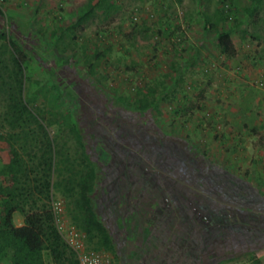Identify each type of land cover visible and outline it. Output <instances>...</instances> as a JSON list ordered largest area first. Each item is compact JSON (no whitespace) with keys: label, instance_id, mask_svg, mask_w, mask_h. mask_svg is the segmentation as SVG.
<instances>
[{"label":"rangeland","instance_id":"obj_1","mask_svg":"<svg viewBox=\"0 0 264 264\" xmlns=\"http://www.w3.org/2000/svg\"><path fill=\"white\" fill-rule=\"evenodd\" d=\"M107 2L118 10L104 17L97 0H0V29L6 24L15 36L11 49L29 76L26 97L36 91L33 104L43 110L46 121H56L47 131L71 164L82 163V157L62 119H70L75 111L87 132L105 124L125 132L139 125L143 141L151 145L148 160L131 152L118 159L117 154L107 156L105 138L88 140L91 160L109 163L111 169L109 181L98 187L106 193L97 200L105 224L114 231L117 255L108 253L111 264H193L194 247L185 236L189 226L197 224L194 202L201 198L196 189L185 186H179L185 198L181 205L172 195L163 196L161 186L167 183L155 176L147 161L154 166L153 159L162 156L195 188L196 157L202 158L211 164L214 181L245 182L251 188L242 195L264 209V0ZM222 4L232 11L218 23L219 30L230 31L236 51L232 58L218 54L214 33L203 23V16L217 20L214 12ZM91 7L92 16L75 25L77 14ZM134 11L136 21L130 19ZM141 26L148 32L143 34ZM179 30L182 37L173 42L171 35ZM103 51L97 61L95 53ZM175 75L180 81L147 119L124 110L137 89L156 84L159 91L158 83L169 85ZM57 79L60 96L53 105L50 96ZM3 103L0 97V116ZM93 116L104 118L92 123ZM114 133L118 138L125 134L116 129ZM9 160L8 146L0 140V169ZM6 184L0 175V191ZM51 194L52 201L60 203L63 221L71 225L69 199L60 191ZM1 204L0 197V209ZM13 223L22 224L18 213ZM256 256L264 264V250ZM44 261L50 264L47 256Z\"/></svg>","mask_w":264,"mask_h":264},{"label":"trees","instance_id":"obj_2","mask_svg":"<svg viewBox=\"0 0 264 264\" xmlns=\"http://www.w3.org/2000/svg\"><path fill=\"white\" fill-rule=\"evenodd\" d=\"M97 6L102 8L104 17L111 11L118 10L113 2L109 3L107 0H97ZM93 12L91 7L84 13L77 14L75 25L85 23ZM231 12L227 4H222L221 10L216 9L214 12L217 20L203 16L204 27L214 33L218 54L226 58L234 57L236 51L230 39V31L219 30L218 23L225 22ZM0 18H3L1 7ZM21 25L27 26V22ZM185 26L189 27L187 22ZM140 28L143 34L149 30L143 26ZM102 33L100 31L97 34ZM14 37L8 33L6 24L3 25L0 29V97L4 103L0 116V140L8 146L10 160L0 169V175L7 182L0 191V264H45V256L49 258L50 264H77L73 252L56 229L51 208L52 190L60 191L69 199L71 224L84 235L86 247L116 256L114 231L105 224L103 209H99L97 203L99 196L107 190L100 189V192L98 187H101V181H109L107 173L111 169L107 165L109 163L102 165L96 159L91 160L87 149L88 140L92 139L94 142L105 138L110 146L104 148L107 156L117 154L118 159H123V156H128L131 152L139 160H148L146 155L149 154L151 145L143 141V134L138 131L139 125L125 132L123 127L108 128L109 124H105L100 126V130L89 133L79 124L75 111L70 119H62L82 157V163L71 164L69 156L56 147L54 138L47 131V127L56 121H46L43 110L33 104L36 91L30 93L31 98L26 97L29 93L28 85L26 86L29 76L26 75L25 64L11 49L10 40L13 41ZM171 37L176 39L173 42H179L182 31L173 33ZM98 38L103 40V37ZM104 53L105 51L95 53L96 60H101ZM130 68L136 70L134 67ZM92 69L93 67H89L90 71ZM178 81L180 79L175 75L169 85L158 83L161 88L159 91L156 90V84L137 89L128 109H123L135 117L151 116V112L158 109L159 103L168 99ZM54 83V93L50 99L56 105L60 96V83L58 79ZM102 118L104 116H93L92 123H98ZM115 129L125 133L124 136L118 138L114 133ZM115 145H119L118 148ZM196 159L199 165L193 175L195 188L191 184L192 180H181V174L173 172L172 165L164 163L162 156L157 161L153 159L156 162L154 166L147 161L155 176L167 183V186H161L163 196L172 195L174 202L181 205L185 198L181 195L182 188L179 189V186H185L196 189L194 191L201 198L199 203L194 202L195 206L198 204L195 215L197 224L190 225L185 236L194 247L193 264H261L256 255L264 250V209L250 204L242 195L244 190L251 187L243 181L232 183L233 185L217 183L209 172L212 171L211 164L202 158ZM167 189L168 192L165 191ZM15 213L22 217L20 226L13 223ZM251 213L256 214L247 215Z\"/></svg>","mask_w":264,"mask_h":264},{"label":"built area","instance_id":"obj_3","mask_svg":"<svg viewBox=\"0 0 264 264\" xmlns=\"http://www.w3.org/2000/svg\"><path fill=\"white\" fill-rule=\"evenodd\" d=\"M131 20L136 21L137 12L131 13ZM54 223L68 248L73 252L77 264H111V257L107 252L92 250L85 246L84 235L72 224H66L62 219V211L59 202L51 203Z\"/></svg>","mask_w":264,"mask_h":264},{"label":"crops","instance_id":"obj_4","mask_svg":"<svg viewBox=\"0 0 264 264\" xmlns=\"http://www.w3.org/2000/svg\"><path fill=\"white\" fill-rule=\"evenodd\" d=\"M21 224H19V225H16V226H20Z\"/></svg>","mask_w":264,"mask_h":264}]
</instances>
